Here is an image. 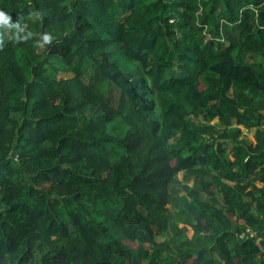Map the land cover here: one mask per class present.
Returning a JSON list of instances; mask_svg holds the SVG:
<instances>
[{
    "label": "trees",
    "instance_id": "16d2710c",
    "mask_svg": "<svg viewBox=\"0 0 264 264\" xmlns=\"http://www.w3.org/2000/svg\"><path fill=\"white\" fill-rule=\"evenodd\" d=\"M0 9V264H264V0Z\"/></svg>",
    "mask_w": 264,
    "mask_h": 264
},
{
    "label": "clouds",
    "instance_id": "9594fccd",
    "mask_svg": "<svg viewBox=\"0 0 264 264\" xmlns=\"http://www.w3.org/2000/svg\"><path fill=\"white\" fill-rule=\"evenodd\" d=\"M27 19L33 24L43 19V14L39 10H30ZM11 33L10 39L15 45L26 44L34 37H38L35 40V44L39 48H45L53 44L56 37L52 32L45 31L37 33L32 30L28 23H21L19 20L13 22L12 16L7 11L0 9V51L5 49L6 33Z\"/></svg>",
    "mask_w": 264,
    "mask_h": 264
},
{
    "label": "rangeland",
    "instance_id": "374dc122",
    "mask_svg": "<svg viewBox=\"0 0 264 264\" xmlns=\"http://www.w3.org/2000/svg\"><path fill=\"white\" fill-rule=\"evenodd\" d=\"M229 89L225 88L224 90H222V93H224L225 95H229ZM240 128V137L244 138L245 140H251V136L253 133V130H245L241 127ZM252 141V140H251ZM174 181L171 183L170 185V191L173 193H182L183 192V187L184 186H189L191 185V180L189 178L183 179V175L181 172H176L174 174ZM130 245V244H129ZM131 246V245H130Z\"/></svg>",
    "mask_w": 264,
    "mask_h": 264
}]
</instances>
